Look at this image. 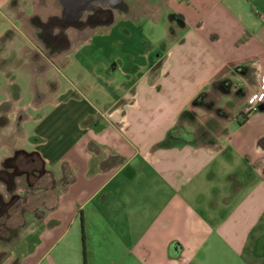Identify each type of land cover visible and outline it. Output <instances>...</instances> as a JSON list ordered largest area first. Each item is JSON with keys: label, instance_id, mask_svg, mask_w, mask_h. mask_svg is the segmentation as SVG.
Here are the masks:
<instances>
[{"label": "crops", "instance_id": "1", "mask_svg": "<svg viewBox=\"0 0 264 264\" xmlns=\"http://www.w3.org/2000/svg\"><path fill=\"white\" fill-rule=\"evenodd\" d=\"M38 6L0 0V163L36 154L61 184L0 264L264 258V100L242 114L264 81V0H136L155 24L167 14L165 34L78 84L59 77L77 47H46Z\"/></svg>", "mask_w": 264, "mask_h": 264}, {"label": "rangeland", "instance_id": "2", "mask_svg": "<svg viewBox=\"0 0 264 264\" xmlns=\"http://www.w3.org/2000/svg\"><path fill=\"white\" fill-rule=\"evenodd\" d=\"M47 3L41 5L36 9L40 14L44 17V19L49 15H58L61 13V7H57L55 5V0H46ZM162 1V0H161ZM54 14H50L53 13ZM144 14L145 11H139L133 7L131 13L129 15H119L117 17V21L111 27V29H100L97 31V35H83L82 37H78V33L74 28H69L67 31L69 32L70 37L72 38V46L77 47V49L73 50L68 54V60L65 61L64 67L62 66L61 72L59 73V77L61 79H65L67 77L72 82L78 84L79 81L83 78L84 80H92L93 79V69L103 63L108 64L112 62L109 57L114 55L115 50L117 52H129L138 57V60L141 61V52L149 49L155 45V39L163 36L167 29V14L164 13L161 17L160 21L155 24L150 20L149 17H146ZM43 25V23L41 24ZM43 27L47 28L48 26L43 25ZM26 29L28 35H33V28L26 24ZM57 30V31H56ZM56 33L58 29H55ZM91 32H89L90 34ZM86 34V33H85ZM56 39H60L59 44L63 43V39L57 37ZM39 44L38 41H36ZM68 49L71 47L67 46ZM66 47V48H67ZM45 49V47L43 46ZM43 53L45 54L47 49L44 50ZM120 49V51H119ZM61 56L59 57V61H61ZM69 68V69H68ZM22 71V70H20ZM25 74H29L28 71H24ZM23 73V74H24ZM11 74H17V72H12ZM29 76H27V79ZM19 82L22 84L23 88L26 90L28 87V83L24 81V76L19 78ZM15 88L12 87V90ZM230 97V99L234 98L232 94H227L225 96ZM233 101L230 104V111H234V108H237ZM2 120H0V123ZM2 138V133L0 131V142H4ZM13 138V137H12ZM8 137H5L7 141ZM1 153H5L3 149ZM39 156L31 157L34 159L35 164L40 165L41 162L37 159ZM36 158V159H35ZM3 163V162H2ZM0 163V170L1 169H8L12 171V167H6ZM67 174L66 171H64ZM15 180L20 184L17 190H22L21 195L26 198L28 201L27 204L29 205V210L21 218L19 213H15L12 222L13 225H16L19 221H25L24 224L28 225L30 221L35 220V218L40 217L41 214H44L54 202V195L56 192L57 187L61 184L60 180L58 181L53 173L49 170L47 173L44 174L40 182H36L35 188L33 190L29 189L26 190V186H22L23 182L26 183V177L24 175L18 174L15 177ZM6 182L0 178V196L3 200L9 199V193L7 192ZM21 221V222H22ZM25 225V226H26ZM24 227V226H23ZM15 240L9 241H1L0 240V261L11 254L13 250V243ZM264 254V253H263ZM252 264H264V258H260L259 261L252 263Z\"/></svg>", "mask_w": 264, "mask_h": 264}, {"label": "flooded vegetation", "instance_id": "3", "mask_svg": "<svg viewBox=\"0 0 264 264\" xmlns=\"http://www.w3.org/2000/svg\"><path fill=\"white\" fill-rule=\"evenodd\" d=\"M134 1L136 0H99L95 2V7L90 10H85L81 16V23L77 27H72L77 31L78 37L83 35L88 36L89 32L94 31L100 24H108L114 21L119 15H129L134 7ZM41 4H46V0H40ZM39 2V4H40ZM55 5L61 7V0H55ZM55 12L51 13L54 14ZM38 17V16H37ZM36 22V18L34 19ZM41 23V22H40ZM42 24V23H41ZM43 25H48V23H43ZM45 28V27H43ZM86 33V34H85ZM36 154L26 153L24 151H15V153L8 158H5L2 162L6 167H12L13 170L8 169L0 170V178L6 182L7 192L10 194L8 200H3L0 196V240L9 241L16 240L20 236L21 229L26 224L25 221H19L16 225H13L12 218L15 213H19L21 218L29 210V205L26 201V195L23 197L21 195L23 189L17 190L19 188V183L15 180V177L20 174L26 177V182H23L22 186H28L26 189L33 190L35 188L36 182H40L42 177L47 170L43 164L40 157L37 159L41 162L40 165L35 164L34 157ZM38 156V155H36ZM36 159V158H35ZM47 208L48 210L50 209ZM42 215V214H41ZM40 215V216H41Z\"/></svg>", "mask_w": 264, "mask_h": 264}, {"label": "water", "instance_id": "4", "mask_svg": "<svg viewBox=\"0 0 264 264\" xmlns=\"http://www.w3.org/2000/svg\"><path fill=\"white\" fill-rule=\"evenodd\" d=\"M97 1L99 0H61L63 7L61 13L48 17V27L41 34L46 47H49L50 42L56 41L57 37L63 39L65 47H71L72 43L68 40L67 30L77 27L81 23L82 13L93 9ZM55 29H58L57 33L54 32Z\"/></svg>", "mask_w": 264, "mask_h": 264}, {"label": "built area", "instance_id": "5", "mask_svg": "<svg viewBox=\"0 0 264 264\" xmlns=\"http://www.w3.org/2000/svg\"><path fill=\"white\" fill-rule=\"evenodd\" d=\"M262 89L256 92H253L247 99V103L243 109L242 114H248L250 112H252L253 110H255L258 106V104L264 100V81L262 84Z\"/></svg>", "mask_w": 264, "mask_h": 264}, {"label": "trees", "instance_id": "6", "mask_svg": "<svg viewBox=\"0 0 264 264\" xmlns=\"http://www.w3.org/2000/svg\"><path fill=\"white\" fill-rule=\"evenodd\" d=\"M178 137H180L181 140H185L187 142H195L196 140H198L195 135L190 134V133H184V131H182L180 128H176L175 130L170 131L168 135V139L170 140H174Z\"/></svg>", "mask_w": 264, "mask_h": 264}]
</instances>
